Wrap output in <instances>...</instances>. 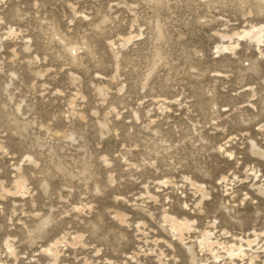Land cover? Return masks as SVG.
Here are the masks:
<instances>
[{
	"label": "rangeland",
	"instance_id": "obj_1",
	"mask_svg": "<svg viewBox=\"0 0 264 264\" xmlns=\"http://www.w3.org/2000/svg\"><path fill=\"white\" fill-rule=\"evenodd\" d=\"M261 28L257 0H0V264H264Z\"/></svg>",
	"mask_w": 264,
	"mask_h": 264
},
{
	"label": "bare ground",
	"instance_id": "obj_2",
	"mask_svg": "<svg viewBox=\"0 0 264 264\" xmlns=\"http://www.w3.org/2000/svg\"><path fill=\"white\" fill-rule=\"evenodd\" d=\"M263 4H264V0H257V5H258V10L260 11V12H263ZM157 24H158V21H157ZM160 24V23H159ZM263 31H264V29L263 28H261V29H258V30H256V31H252L250 34H249V39L251 40V41H253V42H255L257 45H259V44H261V42H262V36H263ZM131 39H133V38H130V39H128L127 40V43H129V42H131L130 40ZM259 43V44H258ZM221 49L223 50H225V47L223 48V46L221 47ZM68 51H69V53L70 54H74V53H76L77 51H78V48L77 47H70L69 49H68ZM255 148V146L253 145L252 146V149H254ZM255 154H259V152H256V151H253ZM25 189V182H22V181H20V182H18L17 184H16V190H17V192H21V191H23ZM203 189H202V187L201 188H198V192L199 193H201L202 195L204 194L203 193ZM167 219H169V218H167ZM167 219H165V221L167 220ZM168 221V220H167ZM169 223L171 224V228H172V230L174 231V232H176L177 233V235L179 236V235H181V237H182V232L184 231V232H186L189 228L188 227H190V225L188 226V224L187 223H182V222H178L175 218L174 219H170L169 220ZM170 226V225H169ZM188 228V229H187ZM172 231V232H173ZM183 238V237H182ZM207 243V242H206ZM210 244V243H209ZM56 247V246H55ZM7 248H8V251H11V246L7 243ZM209 248V247H208ZM210 249V248H209ZM211 250V249H210ZM192 261L193 262H195V259L193 258L192 259Z\"/></svg>",
	"mask_w": 264,
	"mask_h": 264
}]
</instances>
